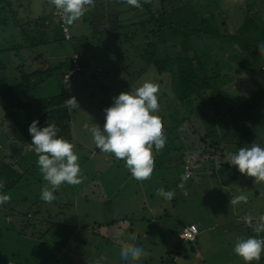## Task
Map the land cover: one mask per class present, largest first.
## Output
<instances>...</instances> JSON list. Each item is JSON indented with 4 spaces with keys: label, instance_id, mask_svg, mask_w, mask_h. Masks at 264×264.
I'll use <instances>...</instances> for the list:
<instances>
[{
    "label": "rangeland",
    "instance_id": "obj_1",
    "mask_svg": "<svg viewBox=\"0 0 264 264\" xmlns=\"http://www.w3.org/2000/svg\"><path fill=\"white\" fill-rule=\"evenodd\" d=\"M229 1H218L217 7L222 9L220 15L223 16L224 23L226 22L223 24L221 21V25L218 24L217 29L222 35L233 32L239 25L238 18L240 21L242 19L238 14L239 11L231 9L228 5ZM232 1L236 2V0ZM39 3L41 5L37 0L30 3V14L38 10ZM251 3V6L247 7L249 12L247 15L252 19L251 23L256 24L260 36L249 39V42L255 44L243 59L253 66L249 73L244 75L239 71L237 58L228 59L226 52L215 53L218 61L227 58L231 67L229 71L223 70L231 80L225 87L219 88L225 95L216 93L214 99H210V89L203 93V100L208 101L210 107L211 103L221 107L222 111L215 116L216 119L230 118L233 111L241 110V106H248L247 101L254 94L258 92L264 94V53H261L258 47V44L264 41V30L261 28L264 27V0H259L258 3L251 1ZM27 12L28 10L23 8L17 12L20 24H24ZM56 13L60 12L56 11ZM233 14L239 17L235 18ZM10 21L12 22L11 19L5 20L6 32L0 30V41L4 32V36L14 32L19 33V28L14 27V23ZM65 28L62 29L63 34L65 39H68L69 35ZM56 31L55 24L46 30L49 38ZM217 43L218 41L214 42ZM54 44L50 50L42 47L31 54L22 52L14 56L2 52L0 60L10 64L7 75L11 77L16 71L14 67L23 60L24 63L26 62L25 65L28 63L31 65L30 68L26 67L25 71L46 69L48 66L55 68L59 63L66 61L69 48L59 41ZM230 49L231 51L227 53L233 55L236 51L235 45L230 46ZM236 54H238L236 57H239V51ZM74 57V55L71 57L72 60ZM107 66L109 62L105 60L104 68ZM220 72L222 73L221 70ZM119 74L118 68L108 67L99 77L97 85H102L104 90L110 89L108 96L102 90L100 92L83 86L81 78L68 84L65 78L66 84H63L56 73L30 92L21 86L19 79L15 80L14 76L8 77L16 93L23 95V99L46 98L56 94H62L65 100L75 97L79 109L69 108L73 115V130L76 131L75 139L71 143L79 157L84 179L78 185L62 184L57 190L56 199L51 203L8 201L7 205L13 208V215L6 213L8 210H3V206L0 208V264H48V261L49 264H55L54 260L61 261L59 264H95L98 260L100 264H122L119 251L125 244L128 246L138 244L143 248L144 252L138 264H163L162 261L167 264L175 254L171 251L174 247V239L170 234L171 229L176 231L175 218L208 229L207 231L204 229L206 232L202 230L200 242L205 246L208 259L217 258L216 262L209 264H243V261L232 252L233 243L237 237L257 235L253 231V225L258 217L264 214V182H255L251 177L240 174L235 166H229L224 161L228 152H235L240 147L252 143L264 147V128L258 127L255 135L242 142L239 147L233 144L227 145L226 141L221 139V133L216 125L212 128L215 134L210 133L200 113L198 115L196 112V115L191 116L197 108L206 113L208 107L204 103L200 106L197 103L189 106L176 102L167 74L158 75L149 72L148 75L137 78ZM145 80H151L159 86V111L156 114L160 120V115L163 119L161 124L163 134L166 136L165 146L171 144L174 149H179L183 162L175 154L176 151L164 156L160 155L163 151L159 153L154 151L152 158L153 165L156 166H153L152 175L149 180L139 182L130 177L123 167V161L115 159L111 154L100 153L91 140L89 128L94 123L100 127L103 125L104 114L96 108L99 102H104L106 108L110 106L112 97L139 86ZM171 100H175L174 108L170 107ZM254 103L264 120V102ZM211 110L214 111L213 108ZM256 119L248 121V125L256 124ZM222 128L224 129L225 125ZM233 138L231 139L234 142ZM0 144L7 143L5 140H0ZM19 150L17 155L14 149L2 152L11 157L15 155L18 160L26 156L27 152H33L31 147L19 148ZM32 158L33 167L38 168L35 153ZM161 161L166 163L162 164ZM18 164L23 168V164L20 162ZM157 164L160 166L157 167ZM36 173L41 176L40 171ZM45 183L42 180L41 183L26 186L15 191L13 197L15 200L21 195L30 198L40 197V190ZM161 187L175 192L171 201H165L156 194V189ZM151 194L154 195L153 199L150 197ZM239 194L247 196L246 202L233 204L232 200ZM106 197L110 200L105 199ZM249 220L251 224L246 222ZM7 221L12 223L9 224ZM80 225H86L87 231L80 230ZM12 226L15 227L14 230L11 229ZM49 228H51L50 232L38 239ZM17 231H21L20 237ZM31 235L36 238L30 239L28 236ZM259 235L264 236V233ZM178 238H181V233ZM67 253L72 258L67 259ZM192 256L189 259L190 264L202 261V254V257L199 253ZM261 258H264V254ZM201 261L198 264H201ZM254 264L259 263L254 262Z\"/></svg>",
    "mask_w": 264,
    "mask_h": 264
},
{
    "label": "trees",
    "instance_id": "obj_2",
    "mask_svg": "<svg viewBox=\"0 0 264 264\" xmlns=\"http://www.w3.org/2000/svg\"><path fill=\"white\" fill-rule=\"evenodd\" d=\"M32 1L0 0V30H5L6 19H11L14 27L19 28V33L14 32V34L4 36L5 30L0 41V53L8 51L9 54L12 52L14 56L16 53L22 52L36 53L42 47L52 49L54 43L59 41L68 46L69 54L66 61L59 63L55 68L48 66L46 69L25 71L26 67H31L30 63L25 65L24 60L19 62L14 67L16 71L13 76L15 80L19 79L21 86H24L26 91L30 92L48 80L53 73H56L63 84H66V81L68 84L81 78L83 86L100 90V92L102 90L108 96L110 89L105 88L104 90L102 85H97L99 77L108 67L118 68L120 76L126 75L129 78L143 77L149 72L158 75L167 74L176 102L189 106L194 103L200 106L204 103L208 107L206 113L197 108L191 116L196 115V112L198 115L200 113L210 133H214L212 128L216 125L221 133V139L225 140L227 145L233 144L239 147L242 142L255 135L258 127L264 128L263 115L259 113V109L254 103L255 101L264 102V94L260 92L254 94L247 101L248 106H241V110L233 111L228 119H216L215 116L222 111L221 107L211 103V107L214 109L212 111L209 102L203 100L204 91L209 89L211 91L210 99H214L216 93L225 95L219 88L225 87L231 80L226 76V73H223V70L231 69L228 59L237 58L238 62L236 63L240 68L239 71H242L244 75L252 69V63H247L243 58L248 55L255 44L249 42V39L260 35L257 32L259 29H256V24H252L250 21L252 19L247 15L249 13L247 7L251 6V1L258 3L259 0H236V2L230 0L228 2L231 9L239 11L238 14L242 16V19L240 21L238 18L239 25L227 35H222L217 29L219 28L218 24L221 25V21L223 24L226 23L222 19L223 16L220 15L222 9L217 7L220 0H140V8L129 6L125 0H93V4L86 7L84 14L72 25H65L62 18L54 14L58 10L52 6L50 0H39L40 7L34 14H30ZM39 1L37 0V2ZM21 8L28 10L27 15L23 16L24 24L19 23L17 13ZM232 16L239 17L236 14ZM12 22L10 21V23ZM52 24L56 25L57 31L49 38L46 30ZM64 27L67 28L68 39L64 37L62 30ZM261 28L264 30V27L261 26ZM215 41L218 43L214 44ZM234 45L236 51L232 52L233 55L228 54L227 52L231 51L229 47H234ZM238 51L239 57H236ZM216 52H226L228 59L219 60V62L215 55ZM73 55L77 57L79 68L65 81V76L74 68L71 58ZM105 60L109 62V66L104 68ZM9 66L10 64H5L0 60V140H5L7 143L0 144V179L4 181L3 191L10 195V202L45 203L40 197L30 198L25 195L14 199L15 191L35 183H41L43 180L42 174L40 176L36 173L39 168L33 167L34 150L27 128L32 120L38 121V127L46 126V122L54 123L60 129L59 135L71 142L75 139L74 133H76L72 126L73 115L64 103L66 100L62 94L46 98L29 99L26 97L23 99V95L16 93L11 80H9L13 78V76L7 75ZM174 101L171 100L170 107L172 108L175 106ZM105 105L104 102H99L96 108L104 114ZM160 117L163 120L161 115ZM251 119H256V124L249 126L247 122ZM224 125L226 132L222 128ZM231 125H233L232 128ZM232 137L235 139L234 142ZM225 146L224 150H226ZM25 147H31L33 152H27L26 156L19 160L16 159L15 155L20 151L19 148ZM10 149L16 151L14 156L3 154L2 151L8 152ZM161 151H163L161 156L176 151L175 154L181 160L183 158L180 156V150L174 149L171 144H167L157 153ZM207 157L209 158V156ZM24 161L26 162L22 163ZM18 162L23 164V168L19 167ZM164 163L162 162V164ZM184 163L189 165L187 161ZM158 166L160 165L157 164ZM190 169L194 170V168ZM161 180L165 182L164 179ZM150 197L153 199L154 195L151 194ZM105 199L110 200L108 197ZM1 207L3 210H8L6 213L13 215V208H10L7 203L0 205ZM6 213H4V218H6ZM12 221H7V223L11 224ZM191 225L198 229L194 240L187 241L178 238L180 233ZM174 228L177 232L171 229L170 234L174 239V247L171 251L175 254L170 261H167V264H177L180 261L190 264L189 259L195 253L203 255L201 264L216 262L217 258L213 260L206 257L205 246H202L200 242L202 230L207 231V228H201L195 223H184L177 218H175ZM11 229L14 230L15 227L12 226ZM50 230L51 228L47 229L38 239L47 235ZM80 230L87 231V226L80 225ZM20 233L21 231L18 232L19 237ZM28 237L36 238L33 235ZM70 258L72 257L67 253V259ZM263 260L264 258H260L258 263L262 264ZM60 262L54 260L53 263L59 264ZM162 263L165 264L164 261Z\"/></svg>",
    "mask_w": 264,
    "mask_h": 264
},
{
    "label": "clouds",
    "instance_id": "obj_3",
    "mask_svg": "<svg viewBox=\"0 0 264 264\" xmlns=\"http://www.w3.org/2000/svg\"><path fill=\"white\" fill-rule=\"evenodd\" d=\"M52 6L61 13L65 25H72L85 12L93 0H50ZM134 8H140V0H125ZM264 53V41L258 44ZM159 86L151 80H145L137 87L130 88L111 98L110 106L103 109L102 127L94 123L89 134L95 147L100 152L111 154L115 159L123 161V167L130 177L139 182L149 180L153 172V152L161 150L166 144V136L159 116ZM64 103L70 109H79L75 97ZM27 131L31 137V145L37 156L36 164L46 182L40 190V199L51 203L56 199L54 193L62 184L78 185L82 183L79 157L74 145L59 135L60 129L54 123L46 122V126L38 127V121L32 120ZM224 162L235 166L236 170L257 183L264 182V147L252 143L229 152ZM182 187L183 185H179ZM4 181L0 179V205L8 203L10 195L3 191ZM156 194L165 201H171L175 192L156 189ZM247 196L239 194L232 200L233 204L246 202ZM252 223L250 220L246 221ZM257 235L246 238L237 237L232 252L243 264H254L264 254V214H261L253 225ZM129 239H132L129 237ZM143 248L134 244L123 245L119 251L122 264H138L143 255ZM103 258H101L102 260ZM95 264H100L96 261Z\"/></svg>",
    "mask_w": 264,
    "mask_h": 264
},
{
    "label": "built area",
    "instance_id": "obj_4",
    "mask_svg": "<svg viewBox=\"0 0 264 264\" xmlns=\"http://www.w3.org/2000/svg\"><path fill=\"white\" fill-rule=\"evenodd\" d=\"M57 16L61 17V13H56ZM65 28V27H64ZM67 30V28H65ZM67 33V31H66ZM68 34V33H67ZM68 36V35H67ZM76 56L73 58L72 62L74 63V68L68 73L67 76H65L66 79H68L69 76H72L75 71L78 70V65H77V60H76ZM198 234V229L191 225L188 228H186L182 233H181V239L183 240H187V241H193L195 236Z\"/></svg>",
    "mask_w": 264,
    "mask_h": 264
},
{
    "label": "crops",
    "instance_id": "obj_5",
    "mask_svg": "<svg viewBox=\"0 0 264 264\" xmlns=\"http://www.w3.org/2000/svg\"><path fill=\"white\" fill-rule=\"evenodd\" d=\"M11 53H12V52H11ZM6 54H9L8 51L6 52ZM12 54H13V53H12ZM201 232H202V231H201ZM199 261H201V260H199ZM198 263H199V262H198ZM198 263L196 262V264H198Z\"/></svg>",
    "mask_w": 264,
    "mask_h": 264
}]
</instances>
